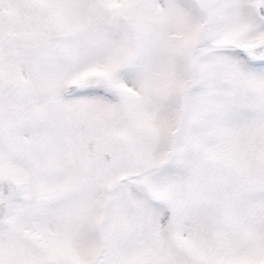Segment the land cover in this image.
Listing matches in <instances>:
<instances>
[{"label": "snow or ice", "instance_id": "6c2138e0", "mask_svg": "<svg viewBox=\"0 0 264 264\" xmlns=\"http://www.w3.org/2000/svg\"><path fill=\"white\" fill-rule=\"evenodd\" d=\"M0 264H264V0H0Z\"/></svg>", "mask_w": 264, "mask_h": 264}]
</instances>
